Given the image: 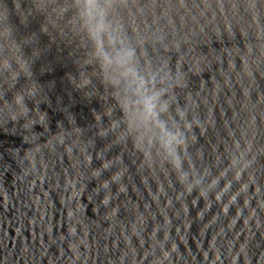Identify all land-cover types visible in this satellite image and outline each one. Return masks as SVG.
<instances>
[{"label": "water", "instance_id": "95a60500", "mask_svg": "<svg viewBox=\"0 0 264 264\" xmlns=\"http://www.w3.org/2000/svg\"><path fill=\"white\" fill-rule=\"evenodd\" d=\"M0 0V264H264V0ZM186 137L182 183L137 79Z\"/></svg>", "mask_w": 264, "mask_h": 264}, {"label": "clouds", "instance_id": "9594fccd", "mask_svg": "<svg viewBox=\"0 0 264 264\" xmlns=\"http://www.w3.org/2000/svg\"><path fill=\"white\" fill-rule=\"evenodd\" d=\"M111 3L112 0H76L77 11L98 56L106 64L125 68L132 75L135 70L129 65L135 50L125 45L122 35L110 22ZM136 79L140 119L149 125L152 139L166 156L177 177L186 183L189 180L184 167L187 160L186 137L182 131L172 130L168 121L162 118L168 112L169 105L161 103L160 93L149 91L142 79L138 76Z\"/></svg>", "mask_w": 264, "mask_h": 264}]
</instances>
